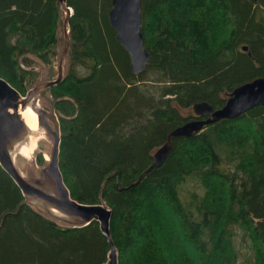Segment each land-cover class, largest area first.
Wrapping results in <instances>:
<instances>
[{
    "label": "trees",
    "instance_id": "1",
    "mask_svg": "<svg viewBox=\"0 0 264 264\" xmlns=\"http://www.w3.org/2000/svg\"><path fill=\"white\" fill-rule=\"evenodd\" d=\"M142 2L150 60L136 75L109 20L112 0H67L68 71L44 90L65 184L78 202L112 210L119 264H238L237 234L250 251L243 264H264V105L173 138L147 172L173 129L203 119L196 103L222 107L264 77V0ZM61 37L59 0H0V78L26 95L37 79L31 55L60 60ZM110 250L98 220L48 217L0 165V264H106Z\"/></svg>",
    "mask_w": 264,
    "mask_h": 264
},
{
    "label": "water",
    "instance_id": "2",
    "mask_svg": "<svg viewBox=\"0 0 264 264\" xmlns=\"http://www.w3.org/2000/svg\"><path fill=\"white\" fill-rule=\"evenodd\" d=\"M63 10L64 24V47L60 56L57 78L50 81L38 83L30 89L26 95H22L7 80L0 78V104H12L19 109V106L26 107L29 103L36 102L41 93L57 84H59L66 71L68 52L71 45L70 38V18L73 10L67 5V0H59ZM142 0H112V8L109 12V20L112 27L117 32V39L130 54L131 71L138 75L144 72L150 60V54L145 48L144 35L142 28ZM247 50L248 47H243ZM6 100V101H4ZM264 105V77H258L245 82L236 87L231 93L226 103L219 108H214L208 102L196 103L193 106L195 114L203 119H192L182 125L177 126L169 134L167 141L154 154L153 163L147 172L153 168L161 166L173 148V138L192 137L200 132L206 125L218 122L222 119H237L256 106ZM4 107V106H3ZM4 107L0 112V165L13 178L20 187L23 194L31 195V198L48 203H55L58 211H61L70 217H79L83 221L81 224L73 225L75 227L85 226L94 220H98L103 232L109 237L111 250L106 264H119L118 251L111 238L110 223L112 210L103 202L101 204H83L73 199L71 193L65 184L62 172L59 167V154L61 144L60 127L54 130L47 119V112L43 109L38 111V119L41 125H44L54 139V145L50 160L42 168H38L44 173V180L54 182L55 193H45L35 188L32 181L28 179L16 166L13 157L8 150V144L17 141L25 135L26 124L24 121L16 120L15 114L7 113ZM6 114L5 116L2 114ZM11 122L10 127H5V122ZM23 138V137H22ZM38 197V198H37ZM72 226V225H71Z\"/></svg>",
    "mask_w": 264,
    "mask_h": 264
},
{
    "label": "rangeland",
    "instance_id": "3",
    "mask_svg": "<svg viewBox=\"0 0 264 264\" xmlns=\"http://www.w3.org/2000/svg\"><path fill=\"white\" fill-rule=\"evenodd\" d=\"M63 47H64V39H62V37H61V41H60V44H59V58L61 56ZM31 57H33L35 59V61L37 62L36 66L34 67L36 69V72H37V79L35 81L36 85L38 83L54 80V79L57 78L58 66H59L60 60H56L54 63H51V62L42 61L41 59L37 58L35 55H31ZM69 63H70V61L68 59L67 65H66V72L68 71ZM36 103H39L41 105V109L45 110L47 112V115L50 116V118H51L50 119V123H51V126L53 127V129L54 130L58 129L59 122H58V117H57L56 112H55V108H54V106L52 104L53 103V95H52L51 91L47 90V91L42 92L40 97H39V99L36 101ZM185 113L188 114V111L186 110ZM46 133L52 137V135L49 133L48 130H46ZM39 140L41 141V142L38 143L39 146L38 147H34V150H33V152H34V162L36 164H37V161H38L37 156L39 157V155H41L42 158H43V155H45L44 152L46 150L48 151V153L52 152V148H53V144L50 143L47 140V137H45L44 135H42L39 138ZM32 145H33V142H31L29 145H27V148H25V149H27L26 152H24L25 150H23L22 154L19 155L20 156L19 157V161L16 163L18 168H19V163L22 166L26 165L25 164L26 163V160H25L26 157L31 158L30 155H31V147H32ZM38 164L42 165L43 162H38ZM26 177H29V175H26ZM185 188L187 190H190L192 188V185L191 184H187L185 186ZM52 192H56L55 186H53V185H52ZM26 201L29 202L30 204L34 205V206H37L48 217L56 220L57 222H59V223H61L63 225H67V226H71L72 225L73 226V225L81 224V222H79V221L77 222V220H75L74 217L67 216L64 213H62L61 211H58L59 214L55 215L56 216L55 217L50 212V210H48V208L44 207L43 204L39 203L34 198L26 197ZM167 235H168L167 240L172 241V239H173L172 237H174V236H173V233L171 232V230L169 231V229H168ZM240 236H241L240 234L236 235L235 242H236L237 248H239L241 250V258L239 259L238 264H243V262L246 259V254L250 253V251H248L247 244L242 242ZM118 259H119V253H118Z\"/></svg>",
    "mask_w": 264,
    "mask_h": 264
},
{
    "label": "bare ground",
    "instance_id": "4",
    "mask_svg": "<svg viewBox=\"0 0 264 264\" xmlns=\"http://www.w3.org/2000/svg\"><path fill=\"white\" fill-rule=\"evenodd\" d=\"M6 101V100H4ZM8 108L7 113L9 114H15V116L17 117V119H19V121H24L23 123L26 124V134L21 136L17 141L13 142L11 145L8 144V150L10 151L11 156L13 157L15 164L19 161V155L22 154L23 150H25L24 152H26L27 149V145H29L31 142H33V145L31 147V158L26 157V165H20L19 163V170L23 173V175H29L28 179L33 180L32 181L33 185H35V188L43 191L45 193H55L52 192V185L54 184V182L52 183V185L50 186L49 184H51L48 179L47 181L44 180V173L43 172H39L40 168L42 167H38V165L34 162V147H38L39 146V142H41L39 140V138L44 135L45 137H47V140L52 143L54 145V139L53 137H51L50 135H48L46 133V127L44 125H41V123L39 122L38 119V111L41 109V105L39 103L36 102H32L29 103L26 107H24L23 105L19 106V109L17 110L16 107L12 104L6 105V104H0V112L2 113V109L4 107ZM5 116L6 114H2V116ZM47 119L50 122V116H47ZM5 127H10L11 126V122H5L4 123ZM207 126V125H206ZM61 133V132H60ZM23 137V138H22ZM44 158L46 159V161L50 160L51 158V152L48 153V151L46 150L44 152ZM17 166V164H16ZM21 166V167H20ZM18 167V166H17ZM39 168V169H38ZM20 188V187H19ZM28 197L31 198V195H27ZM26 197V196H25ZM38 198V197H37ZM38 200H40L41 204H43L44 207L48 208V210H50V212L55 216L58 215V209L57 206L55 205V203L51 204L48 203L46 201H43L41 199L38 198ZM56 217V216H55ZM75 220H77V222H82L83 220L80 219L79 217H74Z\"/></svg>",
    "mask_w": 264,
    "mask_h": 264
},
{
    "label": "flooded vegetation",
    "instance_id": "5",
    "mask_svg": "<svg viewBox=\"0 0 264 264\" xmlns=\"http://www.w3.org/2000/svg\"><path fill=\"white\" fill-rule=\"evenodd\" d=\"M37 157H38V156H37ZM37 159H38V158H37ZM37 159H36V160H37ZM42 162H43V164H42V165H39V164H38V161H37V165H38V167H42V166H44V165L46 164L47 161L45 160L44 155H43V161H42Z\"/></svg>",
    "mask_w": 264,
    "mask_h": 264
}]
</instances>
